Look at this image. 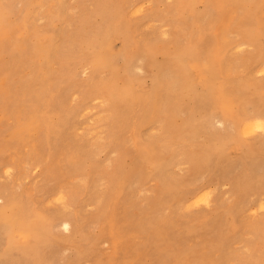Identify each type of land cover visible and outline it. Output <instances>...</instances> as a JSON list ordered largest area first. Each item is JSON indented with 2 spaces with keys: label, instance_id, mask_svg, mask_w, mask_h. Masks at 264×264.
I'll list each match as a JSON object with an SVG mask.
<instances>
[{
  "label": "rangeland",
  "instance_id": "obj_1",
  "mask_svg": "<svg viewBox=\"0 0 264 264\" xmlns=\"http://www.w3.org/2000/svg\"><path fill=\"white\" fill-rule=\"evenodd\" d=\"M210 1L0 0V215L24 206L47 238L37 257L24 254L1 219L0 264H264V226L251 227L264 217V194L250 189L256 194L240 203V216L227 209L234 183L257 177L249 165L264 160V128L244 133L237 121L262 104L257 123L264 124V36L257 32L264 0H254L245 30L233 27L239 9L224 19L214 9L206 26ZM247 30L257 32L254 43ZM201 31L207 42L198 41ZM191 45L221 63L214 62L212 89L197 76L186 94L172 89L157 101L122 104L118 92L133 88L135 96L156 83L162 51L187 70L199 64L204 53ZM224 86L230 109L220 104ZM204 93L213 102L199 109L194 98ZM166 104L176 127L205 116L225 139H169L159 121H146ZM117 106L124 112L115 119ZM115 124L121 131L114 134ZM190 152L200 156L196 172ZM162 158L167 184L150 166Z\"/></svg>",
  "mask_w": 264,
  "mask_h": 264
},
{
  "label": "bare ground",
  "instance_id": "obj_2",
  "mask_svg": "<svg viewBox=\"0 0 264 264\" xmlns=\"http://www.w3.org/2000/svg\"><path fill=\"white\" fill-rule=\"evenodd\" d=\"M184 4L181 5L183 7ZM205 7V12L206 15L208 16L206 20V26H209L208 24L211 22L213 18V12L214 9L218 10V13L216 14L217 16H222V18H227V16L233 12L234 10H241L243 12L242 16L238 18V20L233 24V27L236 29H247L251 26L253 22V17L255 16L256 10V2L254 0H214L210 2H206ZM183 23V20H181ZM227 22V20H226ZM229 22H227L226 26H224L221 30V34L223 32V35L218 37V40L223 39L226 34L227 28L229 27ZM118 31V29H116ZM259 34H262L264 36V30H259L257 31ZM254 31H249L247 30L246 33H244V36L246 37V40L250 41L251 43H254V33H257ZM209 37L203 34L201 31V35L198 38V41H205L207 42ZM107 40V41H106ZM103 42V46L105 47V51L112 54L110 48H109V40L106 38ZM196 42V41H195ZM194 44V43H193ZM223 45V44H222ZM211 47H208V49ZM155 52L159 51L156 48H153ZM174 50L175 54L177 53L180 48H175ZM190 49L193 50V52H201L202 50H199L196 48V46L191 45ZM163 54L166 56L162 62H160V65H158V74H157V79L156 83L152 85L150 89H143L141 90L142 92L138 91L140 89L137 88L136 90V95L134 96V90L133 88H130L131 95L129 93L128 88H126V91L123 93L118 92V96L120 97V101L122 102L123 105L128 106L126 103H130L133 101L144 103L142 102L143 100H150V98H153V101H157L155 98H160L162 95L169 94L172 89L173 91L175 89H180L186 94L190 90H193L195 88V85L193 83L194 77H199L200 80L202 79L203 87L204 90L207 88H213L215 83H216V72L214 70V62L217 63L218 66H220L219 59L216 58V56L211 57L209 50L206 52L202 51L204 53V58L200 61L199 64L193 65L191 69L187 70L185 66L183 65L182 61L178 59H174L173 56H170L167 51H162ZM146 53V52H145ZM262 53H264V48L262 50ZM148 55V53H147ZM217 55V54H215ZM149 56V55H148ZM254 56V55H252ZM250 56V57H252ZM144 59V56H143ZM149 59V57H148ZM252 60V59H251ZM229 61H225L226 64H228ZM222 68V67H221ZM223 69V68H222ZM162 70V71H160ZM192 72V73H190ZM138 86V85H137ZM228 94H229V88L227 86H224L223 88L220 89L219 93V100L220 104L224 106L226 109H230V102L228 99ZM130 96V98H128ZM138 100H132V99ZM173 97V96H172ZM189 98H192V96H189ZM194 98V97H193ZM171 99V98H170ZM196 101L199 102V109H201L202 104L207 106L213 102V98L209 94H200L196 98ZM134 104V103H133ZM130 103V106L133 105ZM149 104V103H148ZM255 106V105H254ZM253 106V107H254ZM262 104L258 105V109H263ZM253 109V114L251 116L247 117H238L237 121L238 122H243V131L244 133H249L252 130V126L256 125V127L261 128V130L264 128V124H259L257 121L260 120L262 113L257 109ZM122 106H117L114 107V116L115 119L121 114L120 112H124ZM148 110V109H147ZM149 111V110H148ZM172 107L169 106L168 104L162 105L161 107V113L159 115L158 112L152 111V113H147L146 114V121L147 122H153V121H159L161 123V129L164 134L168 135L169 139L171 140H176L178 135L183 136V134L186 135V138H188L191 141H194L195 137L197 134L203 133L206 135L208 139V143L211 141H221L223 138L225 139V135L222 134H216L213 130L212 127H210L208 124V119L207 117H201L200 119L197 118H188L190 119L189 121H186V124L184 127H176L175 123L173 121L174 115H171ZM178 110H176L177 112ZM151 112V111H150ZM145 118V116H143ZM242 118V119H241ZM135 119V118H134ZM187 119V120H188ZM143 120V119H142ZM175 120V119H174ZM177 120V119H176ZM145 121V119H144ZM246 121H254L253 123H244ZM142 122V121H141ZM146 124V123H145ZM144 125V124H142ZM113 133H117L116 129L121 131V127L118 124H115L113 127ZM264 141V138L262 142ZM223 142V141H222ZM262 148H264V142L262 143ZM221 143V142H220ZM219 147L218 151H222L224 145L223 144H217ZM140 153L145 157L146 160H149L148 158L150 157L148 152L145 151H140ZM200 156H195L193 152L188 153V162L191 167V171L196 172L199 169V164H200ZM163 161L160 167L156 166L152 162L150 163L151 168L157 169L158 170V179L162 184H167L165 183L168 181L165 176V168H166V159H160ZM264 164V160L254 162L250 164V170L252 172L257 173V177L254 176L253 178L248 177L247 180L243 183H237L236 180H234V193H235V201L234 204L232 203L231 205L227 206V209L230 211V213L235 216H240V203L244 201L246 198H248L251 194L255 195L257 193H263L264 194V167L262 166ZM132 170V169H131ZM164 186V185H163ZM253 187H257L258 190L255 192L253 191L250 193V189ZM161 190H163V187H161ZM202 190L200 188L198 191ZM250 193L246 196V192ZM196 192L193 193L195 195ZM25 207H17L13 210H11L6 216L0 215V221L1 219L5 222L7 225V229H11L13 232H16L17 235L12 234V240L11 244L13 247L20 248L24 254H35L39 248L40 245H45L47 243V238L45 235L46 232V227L43 225L42 221H39L38 218L35 220H32L30 222L27 221L26 219V211ZM39 217V216H38ZM41 219V218H40ZM69 221V220H68ZM60 225H62L64 228L68 227V222L65 221L64 219L60 221ZM216 224H213V226ZM262 226H264V217L262 218L260 223H252L251 227L256 231L259 230ZM262 240H264L263 237H261ZM264 242V241H263ZM222 247L224 249L228 248V242L224 240L222 242ZM43 252H41L42 254ZM39 254V251H38ZM40 254V255H41ZM37 257V253H36ZM40 257V256H39Z\"/></svg>",
  "mask_w": 264,
  "mask_h": 264
}]
</instances>
